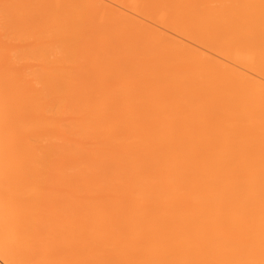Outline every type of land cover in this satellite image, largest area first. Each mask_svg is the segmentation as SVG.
Returning a JSON list of instances; mask_svg holds the SVG:
<instances>
[{
  "label": "bare ground",
  "instance_id": "obj_1",
  "mask_svg": "<svg viewBox=\"0 0 264 264\" xmlns=\"http://www.w3.org/2000/svg\"><path fill=\"white\" fill-rule=\"evenodd\" d=\"M216 2L0 0V264H264V0Z\"/></svg>",
  "mask_w": 264,
  "mask_h": 264
},
{
  "label": "rangeland",
  "instance_id": "obj_2",
  "mask_svg": "<svg viewBox=\"0 0 264 264\" xmlns=\"http://www.w3.org/2000/svg\"><path fill=\"white\" fill-rule=\"evenodd\" d=\"M216 1L218 2V0H215V2H216ZM222 1H228V0H222ZM222 1L220 0V2H222ZM217 2H216V5H217V6H218V5L221 6V5H223V4L225 3V2H222L223 4H221L220 2H218V3H217ZM224 5H225V4H224ZM156 10H157V9H156ZM149 12H150V11H149ZM151 12H152V11H151ZM155 12H156V11H155ZM157 12H158V10H157ZM159 12H160V10H159ZM151 14H152V13H151Z\"/></svg>",
  "mask_w": 264,
  "mask_h": 264
}]
</instances>
